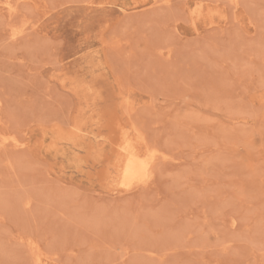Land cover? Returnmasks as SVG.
I'll return each mask as SVG.
<instances>
[{
	"label": "rangeland",
	"instance_id": "374dc122",
	"mask_svg": "<svg viewBox=\"0 0 264 264\" xmlns=\"http://www.w3.org/2000/svg\"><path fill=\"white\" fill-rule=\"evenodd\" d=\"M4 1L0 264H264V0Z\"/></svg>",
	"mask_w": 264,
	"mask_h": 264
},
{
	"label": "bare ground",
	"instance_id": "6f19581e",
	"mask_svg": "<svg viewBox=\"0 0 264 264\" xmlns=\"http://www.w3.org/2000/svg\"><path fill=\"white\" fill-rule=\"evenodd\" d=\"M4 5L9 14H12L15 11L16 5L11 1L5 0ZM21 30H23L22 27L12 29L10 34L14 37L18 36L20 35ZM77 128L78 125L74 124V129L76 130ZM117 142V167L121 178V186L128 190L135 185L146 183L150 178L151 163L155 160L154 158L156 155L153 152L150 153L148 151V153L147 151L141 152L140 150H137L134 142L127 138L125 131L120 132ZM19 144L20 143L13 136L6 134L0 135V147L7 145L16 147ZM27 245L30 252L34 254L35 262L41 264L42 257L36 246H34L31 241H29Z\"/></svg>",
	"mask_w": 264,
	"mask_h": 264
}]
</instances>
